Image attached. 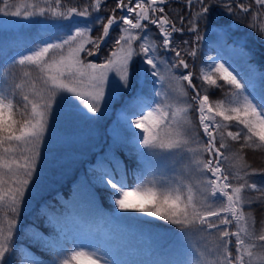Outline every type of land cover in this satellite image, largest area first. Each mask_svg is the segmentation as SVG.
I'll use <instances>...</instances> for the list:
<instances>
[{"label":"snow or ice","instance_id":"obj_1","mask_svg":"<svg viewBox=\"0 0 264 264\" xmlns=\"http://www.w3.org/2000/svg\"><path fill=\"white\" fill-rule=\"evenodd\" d=\"M167 2L117 0L120 16L110 15L106 23L103 17L95 18V23L103 27L100 36L91 35L93 23L76 24L74 30L70 28L62 36L44 42L43 46H35L29 54L13 59V65L35 66L40 76L38 82L33 81L30 91L23 94L22 101L16 99V90L21 89V84H15L11 92L0 91V264H7L14 252V233L19 230L22 206L34 183L40 145L49 128L54 105L75 106V101H79L88 113L100 112L102 101L109 103L116 90L126 91L132 76L138 75L134 67L137 56H141L147 66L146 75H151L154 83L160 85L155 89L156 99L146 101L141 92L123 109L124 119L133 129L132 135L141 149L140 155L159 156L165 152L182 155V151L174 150H186L190 153V162L185 170L193 179L185 182L183 176H177L173 180L153 170L146 176L138 175L136 186L130 187L125 178L106 172L101 183L110 190L114 208L167 221L177 226L188 242L196 233L205 232L203 226L214 229L217 236L214 259L209 260L203 251L195 249L197 254L190 255L185 264H264V244L259 245L258 252L253 251L257 247L254 240L264 242V222L257 235L249 224L251 213L243 210L253 202L247 194L250 190L261 192L258 199L264 200V187L251 182V175L258 170L250 173L243 156L233 153L229 143L241 142V149H264V92L259 96L246 94L247 85L237 78L240 74L227 61L220 62V58L210 57L200 68L197 77L202 81L200 86L193 83L192 71L176 75V69L190 68L185 56L195 58L197 48L194 44L190 49L182 48L175 43L173 34L184 31V16H180L182 26L178 28L167 15H156L165 13ZM0 4L3 5L0 14L4 16L40 17L64 23L77 17L90 18L93 12L100 10L102 0H94L83 8L67 6L64 0H34L17 4L15 10L9 0H0ZM255 4L264 7V0H255ZM187 7L191 10L187 31L195 34L196 41L202 39L201 22H209L217 7L230 16L248 14L251 10L250 4L240 0H187ZM144 21L159 29L162 48L174 53L171 61L158 55L160 46L146 35L148 25ZM113 26L119 27L120 35L104 62L88 60L99 53ZM261 29L264 30V25ZM137 41H140L139 51L134 47ZM29 75L28 71L24 72L25 77ZM165 84L172 95L162 91ZM106 88L110 90L107 94ZM213 88H227L224 98L212 101ZM189 90L194 93L191 97ZM20 104L22 119L18 120L15 114L20 112ZM192 112L198 113V127L203 130L206 141L197 133L190 116ZM203 153H207V159L203 158ZM222 160L228 162L227 168ZM233 223L235 231L231 230ZM233 237L235 255L231 251ZM84 248L75 243L61 246L55 250L51 264H111L100 249L93 247L85 251ZM25 264H39V261L28 260Z\"/></svg>","mask_w":264,"mask_h":264},{"label":"trees","instance_id":"obj_2","mask_svg":"<svg viewBox=\"0 0 264 264\" xmlns=\"http://www.w3.org/2000/svg\"><path fill=\"white\" fill-rule=\"evenodd\" d=\"M12 1L26 2L28 0ZM64 2L67 6L77 5L83 8L85 4L90 5L94 0H71L70 4L67 3V0ZM240 2L251 5L250 13L230 16L222 8L217 7L216 11L211 14L210 21L202 25L203 27L199 32H204L205 39L199 43L197 56L200 57V61H198L201 64L200 67H203L205 57L218 55L231 64L228 58L229 56L233 57L237 63H242L247 69V75H245L241 73L238 66H232L240 74L238 79L247 85L246 91L250 94L255 93L252 96H259L261 92H264V51L256 47V38L264 41V30L261 29V25H264V7L256 5L255 0H240ZM116 3V0H102V7L98 12H93L90 18L95 27L92 33L98 34L103 29L102 24L95 23L97 16L103 17V22L106 23L108 16L119 14ZM164 7L165 13L163 14L167 15L178 28L182 26L180 16L185 17L184 31L174 33L173 36L175 43L182 48L187 45L183 44V41H190V49L195 41V34L187 32L191 10L185 9L183 3L174 0L167 2ZM113 9H115V13H113ZM108 10L112 12L109 13ZM70 28L71 26L47 29L33 25L20 33L5 32L0 34V91L11 92L15 84H21V89L16 90V99L22 101L23 94L30 91L33 81L36 79L38 82V76L35 73V70L38 69L29 65H13V59H18L22 54H29V50L35 46H43L44 42L62 36ZM150 28L154 31V37L160 40L162 36L159 29L153 26ZM186 34L188 38H184ZM160 48H162L161 45ZM187 58L190 57L187 56ZM195 69H197L196 65L191 68V71L194 73L193 83L196 84ZM25 71L30 73L28 77L24 76ZM32 73H35L36 77L32 76ZM219 83L223 84L222 81ZM254 86H258L261 92L255 91ZM205 87L209 86L206 85ZM226 90L227 88L224 90L213 88L210 96L216 95L215 101L223 99ZM145 92L148 101L156 99L155 91L148 88L145 89ZM57 106L54 105L53 113L58 110ZM18 107L20 112L15 114V118L19 120L22 119V104ZM191 115L195 117L193 120L197 126V131L202 136L196 119L197 113L192 112ZM100 129L102 130V127ZM132 132L133 129L129 126L122 128V139L111 147L115 159H108L103 153L106 142L102 143L100 148H94L90 152H86V146L83 145L80 154L78 148H75L74 153L78 154L76 157H71L70 151L63 146V143L40 148L41 156L37 162L38 169L33 177L34 183L27 195V201L22 206L18 224L19 230L14 233L13 238L14 252L9 256L7 264H22L16 254H20V250L23 248H27L33 259L39 261V264H51L56 254L55 250L61 246H70L67 230L72 218L77 215V211L70 203L76 201L74 205H80L84 208L83 200L78 199L77 196L81 182L79 178L83 174L99 172L113 174L115 172L118 178H125L130 187L136 186L138 175L144 174L146 176L153 170L162 173L169 179L174 180L177 176H183L185 182L192 181L191 173L185 170V165L190 162V159L184 155L177 157L172 153L143 157L140 155L141 149L133 141ZM200 135V139L203 140V136L201 138ZM229 143L232 145L231 151L239 155L241 142L229 141ZM98 153H103L102 156L106 161L99 162L96 160ZM60 155H65V158L58 159ZM222 162L227 168V162ZM252 170L250 167L248 168L250 173ZM207 175L210 176V173ZM251 182H255L259 187H264V174L256 171L255 174L251 175ZM51 185H58V187L51 189ZM93 187L95 203L89 209L90 212L82 216L79 223L87 228L100 229H96V231L104 239L103 248L105 252L111 254L110 258L115 264H185L190 255L195 256L197 254L195 249L203 251L209 260L214 259L213 249L216 242L209 243L210 240L206 241L205 239L201 246L194 243L180 247V252L163 253V248L166 245V239H164L166 236L163 233L166 230L178 228L177 226L145 214L121 212L114 208L113 202L109 198L110 190L104 187L101 180L96 181ZM255 194L257 195V191L250 190L248 192L250 196ZM257 204L259 203L257 202ZM254 206L255 202L250 206H245L244 209L246 213H251L249 221L250 224L253 223V227L257 231L262 228L264 214L262 207L255 208ZM105 215L108 219L104 217ZM102 218L107 221L105 224H101L104 222ZM205 231H209L203 233L209 237L208 239H212V236L215 238L213 240L217 239L214 230ZM211 232L212 235H210ZM233 250L234 247L231 246L232 253H234Z\"/></svg>","mask_w":264,"mask_h":264},{"label":"rangeland","instance_id":"obj_3","mask_svg":"<svg viewBox=\"0 0 264 264\" xmlns=\"http://www.w3.org/2000/svg\"><path fill=\"white\" fill-rule=\"evenodd\" d=\"M170 1V0H168ZM176 1V0H174ZM187 0H179V2L183 3V6L185 7V9H187V3L185 2ZM26 2H34V0H28ZM26 2H18V1H12L9 0V4L12 5V10H15V6L17 4L20 3H26ZM117 2V0H116ZM125 3H127V0H124ZM3 6V5H1ZM189 9V8H188ZM198 10V7H197ZM108 12H112L111 10H108ZM122 13L121 11L119 12L118 15H116L117 17L120 16ZM157 15H164L161 13H157ZM91 18V17H90ZM90 18H80L77 17L74 20H72L71 22H64V23H55L51 20H45L43 18L40 17H33L31 19H24L23 17H11V16H4L2 14H0V34L3 33H20L21 31H23L24 29L33 26V25H38L40 27H44L47 29H55V28H66L68 26H71V29L74 30V25L76 24H80L81 26L83 25V23H92V20ZM107 22V21H106ZM122 23V22H121ZM145 24L148 25V30L146 32V35L149 36V38L151 40H154L157 45H161L163 44V38L161 37L160 40L156 39L154 37V31L150 28L151 26L155 27L156 29H158L155 25L149 24L148 21H144ZM205 22H201L200 27H199V31H201L200 29L203 27L202 25H204ZM95 29V27H94ZM93 29V30H94ZM114 30V31H112ZM103 32V29L100 33L98 34H94L91 32V35L93 37H97L100 36ZM115 32V33H114ZM188 32V31H187ZM199 34L201 35L202 39H200L199 41H196V37H195V41H194V45L198 50L199 47V43L204 41L205 39V34L204 32H199ZM120 35V30L118 26H113L110 29V34L108 37H106L105 41L102 43L100 51L97 55L92 56V57H88V60H90L91 62L94 63H102L104 62L105 58L107 57L108 53L113 49L114 45H115V40L119 37ZM184 38H188V35H184ZM139 43L140 41H137L134 43V47H136L137 51H139ZM256 44H257V48L259 50H263L264 51V41L256 38ZM186 45V44H185ZM187 48H189V44L186 45ZM185 47V48H186ZM164 52V53H163ZM158 55L163 58L166 61H171L174 53H171L169 51L164 50L163 48H160ZM190 57V56H189ZM192 58V59H191ZM210 58V57H209ZM209 58L205 57V64L208 63ZM211 58H220L218 55H215ZM186 62L189 63L190 68L185 70L182 67L178 68L175 70V74L176 75H181V74H186L187 71H191V68L196 65L197 69H195V75L196 78L199 76L200 73V57L196 56L195 58L190 57L187 58V56H185ZM143 58L141 56H137L134 58V67L138 70V75H133L131 80H130V84L129 87L126 91L124 92H120L119 90H116L115 92H113L111 94V98H110V102L105 104L103 101L101 102V111L96 113V114H91L88 113L86 109L83 108L82 105L79 104V101H75V106L73 105H69V104H59L58 110L53 113L50 116V120H49V128L48 130L45 132V139L41 142L40 148L47 146V147H51V146H56L59 143H63L64 147H67L68 150L70 151V155L71 157H76L78 154L74 153L75 148H78L77 150L80 152L82 151V146H86V152H90L91 150H93L94 148H100V146L102 145V143H105V150H104V154L106 155V157L108 159H115V154L113 153V151L111 150V147H113L118 140L122 139V128L124 126H128V123L125 121L124 119V111L123 109L128 105L129 101L132 100L133 97H135L138 93L143 92L144 95V99L146 101H148L146 99L147 95L145 92V89L150 88L152 91H155L156 88H160L159 84H155L154 80L155 78L151 77V75H146L144 69L147 67L146 65L143 64L142 62ZM199 60V61H198ZM229 62L231 63V65L233 67L238 66L239 70L241 71V73L247 75V69L246 67L243 66L242 63H237L235 61V59H233V57L228 58ZM220 62H224V60L222 58H220ZM36 75L39 77L40 73L38 70H35ZM35 73H32V76H35ZM236 73H234L235 75ZM37 77V78H38ZM239 78V77H237ZM29 79V78H28ZM35 81H37L35 79ZM196 84L197 86H200L202 84V81L199 79H196ZM187 84V82H184V84ZM185 84V85H186ZM206 85H204L205 87ZM255 91L257 92H261L260 89L258 88V86H254ZM109 89L106 88V94L109 93ZM162 91H167L169 93V95H172V91L169 88V86L167 84H165L163 86ZM246 94H248V91H246ZM255 94V93H254ZM251 94V95H254ZM192 95H194V93L191 92V90H189V97H191ZM215 97L216 95H212L210 96V99L212 101H215ZM191 119L194 122V118L193 115H191ZM196 119L198 120L199 123V119H198V113L196 116ZM100 120H102L100 122ZM101 124V125H100ZM196 125V124H195ZM102 127V130L100 129ZM200 132L203 136V140L202 141H206L207 137H205L203 135V130L201 128ZM139 131V130H137ZM198 133V131H197ZM198 135H200L198 133ZM201 136V135H200ZM201 136V138H202ZM133 141L135 142V137L133 138ZM136 143V142H135ZM195 146V145H193ZM218 146V145H217ZM44 149V148H43ZM41 150V149H40ZM174 151H182L183 154L182 156H186L187 159H190V153H188L186 150H174ZM223 151V150H222ZM49 152V151H47ZM236 152V151H235ZM103 153H98L96 155V160H98L99 162H103L104 157L102 156ZM164 154H168V152H165ZM203 158L207 159V153H203ZM239 155L243 156V161L251 168V169H256V170H261L264 169V149H260V148H243L240 150ZM177 157H179L178 155H176ZM65 155H60L58 157V159H64ZM106 161V160H104ZM223 161V160H222ZM227 162V161H226ZM223 164V162H222ZM226 165H228V162L226 163ZM224 166V164H223ZM261 172V174H264V171H259ZM105 172H99V173H92V174H83L79 180L80 185H79V189L77 191V196L78 199L83 200L84 203V208H82L80 205H74L76 201H71L70 205H73V207L75 208V211H77V215L74 216L72 218V222L68 227L67 233H68V237H69V245L72 244H79V245H83L85 246L84 250L87 251L89 248H98L100 249L101 253L106 255V258L111 262V264H115L113 262V260L110 258L109 252H105L104 250V244L103 241L104 239L102 238V236H100L98 234V232L96 231V229L100 230L99 228H87L84 227L83 224L79 223V221H81L82 216L86 215L87 213L90 212V208L93 206V204L95 203V193H94V187L93 184L96 181H100L101 177L104 176ZM209 174V173H208ZM211 176V174H210ZM58 185H51L50 188L51 189H55L57 188ZM248 194V193H247ZM251 199H253V202H255V208L257 207H262V212L264 214V200H259L258 198L262 196V193L257 191V195H253L250 196L248 195ZM252 202V203H253ZM257 202L259 204H257ZM251 203V204H252ZM245 211V209H243ZM246 212V211H245ZM106 218V215L104 216ZM104 222H101V224H105L107 221L102 218ZM108 219V218H106ZM99 222V219L97 220ZM250 224V221H249ZM250 225L254 226L253 223H251ZM205 230H210L207 229L206 226ZM261 227V226H260ZM254 228V227H253ZM255 229V228H254ZM214 230V229H211ZM231 230L235 231V224L233 223V225L231 226ZM215 231V230H214ZM256 231V229H255ZM262 231V228L260 230L256 231V234L259 235L260 232ZM205 232H209V231H205ZM215 233V232H214ZM164 239H166V245L163 248V253H170V252H180V247H186L190 244H199V246H201L202 241H204V239L206 241H209V243H215L216 240L213 236L212 239H208L209 237L204 235L203 233H196L193 236V239L191 242L186 241L183 238L182 232L179 228H173L170 230H166L164 233ZM210 235H212V232L210 233ZM235 238H232V246L234 247V255H235V243H234ZM199 241V242H197ZM213 241V242H211ZM256 244V248L253 249V251L258 252L259 251V245L260 244H264V242H261L259 240H254L253 241ZM214 246V245H212ZM206 248V247H205ZM20 254H16V256H18L19 261L22 264H25L26 261L28 260H34L32 254L30 253V251L27 248H23L22 250H20ZM111 252V251H110ZM245 259L247 260V257H245Z\"/></svg>","mask_w":264,"mask_h":264},{"label":"water","instance_id":"obj_4","mask_svg":"<svg viewBox=\"0 0 264 264\" xmlns=\"http://www.w3.org/2000/svg\"><path fill=\"white\" fill-rule=\"evenodd\" d=\"M119 11H120V9H119Z\"/></svg>","mask_w":264,"mask_h":264}]
</instances>
